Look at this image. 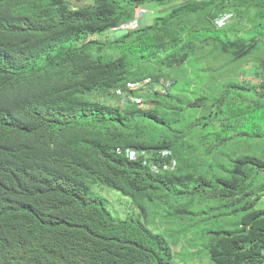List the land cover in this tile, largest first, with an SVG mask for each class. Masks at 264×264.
Wrapping results in <instances>:
<instances>
[{
	"label": "trees",
	"instance_id": "16d2710c",
	"mask_svg": "<svg viewBox=\"0 0 264 264\" xmlns=\"http://www.w3.org/2000/svg\"><path fill=\"white\" fill-rule=\"evenodd\" d=\"M147 4L169 10L92 38ZM263 21L258 0H0V264H171L193 246L185 219L202 213L240 215L237 230L207 236L213 264H264V210H253L264 196ZM194 55L216 76L184 90L178 70ZM237 63L251 80H231ZM145 78L165 90L133 92L144 107L109 102ZM127 148L148 163L167 148L177 169L153 173ZM87 182L129 197L139 214L112 217Z\"/></svg>",
	"mask_w": 264,
	"mask_h": 264
},
{
	"label": "rangeland",
	"instance_id": "374dc122",
	"mask_svg": "<svg viewBox=\"0 0 264 264\" xmlns=\"http://www.w3.org/2000/svg\"><path fill=\"white\" fill-rule=\"evenodd\" d=\"M93 0H72V4L74 7H82L85 4H91ZM176 2L173 1L169 5H173ZM259 4L264 3V0H258ZM154 4H147L146 5V12L140 19L142 26H147L151 24L154 19L157 16L163 15L166 11L160 10V12H157L155 10ZM161 8V7H158ZM169 10V9H168ZM237 18H232L228 20L224 25H232L237 23ZM252 22L254 24H258L259 22L256 21V19H252ZM211 28H214L213 25L209 23ZM207 21L205 22V27H209ZM260 32L264 34V21L262 24H259ZM262 27V28H261ZM252 31V30H251ZM235 34V33H234ZM248 32H239V35L246 36ZM232 35V34H231ZM208 35L203 34L201 31V35H195L191 36V41L196 42L202 38L207 37ZM233 36V35H232ZM108 38H114L112 35H105L101 37V40H105ZM198 38V39H197ZM262 50L261 53L264 52V38ZM212 43V42H209ZM204 45V43L200 44ZM199 45V54L202 51V48H200ZM205 48V47H204ZM209 49V48H207ZM197 55H194L191 58L190 63H186L185 65L181 66L179 68V80H178V86L184 88V90H188V87H186V81L191 79H198L199 75L205 76L208 72L211 73V77H215L216 75L212 71H206L203 69V67H206V64L210 63L208 60H203L201 58L196 59ZM238 63L233 64L229 67L228 71L232 74L231 80H251V76L249 73H247V69L238 70L237 69ZM177 69V68H175ZM163 71L166 72L167 68L163 67ZM170 71V69H169ZM171 72L173 74V69H171ZM243 72V73H242ZM229 76L227 74H224L222 79H227ZM181 78V79H180ZM196 81V80H195ZM197 83H200L199 81H196ZM211 85H213V81L210 82ZM197 87H200L199 84H191V87L189 88L190 91L196 89ZM171 91L173 93H177L178 90L175 86L171 88ZM190 95V93H188ZM89 188V195L93 198L100 199L104 202L105 208L108 210V212L111 214L112 217L116 219H124L127 216H132V211L134 214H139L138 210L133 207L131 203V199L129 197L123 196L120 192L113 190L111 188L101 186L97 183H87ZM253 210H264V196L261 197V199L256 203ZM210 218L211 224H206L205 219ZM240 219V215L237 217H217L213 214H201V215H195L190 216L186 218L185 220L189 223L191 227V236H192V242L193 246L191 248H186L182 253L176 255L175 257H171L170 263L171 264H213L211 260L209 259V256L207 252L204 250V244L207 241V236L211 235V232L216 229L225 228L227 230H237L238 224L236 223ZM150 229H152L151 226H148ZM153 231H156L155 229H152ZM189 238V234L187 235ZM165 238L169 241V237L166 235ZM170 243V241H169ZM184 245H186V241L184 238L180 240V243L176 246H173L174 255L176 252H180L182 249L180 248ZM194 251L195 255L192 256L191 252Z\"/></svg>",
	"mask_w": 264,
	"mask_h": 264
},
{
	"label": "clouds",
	"instance_id": "9594fccd",
	"mask_svg": "<svg viewBox=\"0 0 264 264\" xmlns=\"http://www.w3.org/2000/svg\"><path fill=\"white\" fill-rule=\"evenodd\" d=\"M155 7H157V8L161 7V8L156 10L157 12H160V10H165L166 12L168 11L167 7L159 6L156 4H155ZM146 10H147L146 5L136 7L134 15L131 19L121 23L118 27L110 29L108 32H106L102 36H94L92 38L100 39L101 37H103L105 35H112V36L116 37L120 34H124L128 31L136 30L137 28L142 27L140 19L145 14ZM216 22L218 24H220L218 21H216ZM109 39H113V38H109ZM159 79H160L159 81H152L149 78H145L141 81L140 80H138V81H126L124 86H120L119 88L114 89L113 94L115 95L116 100H113V102L112 101H109V102H111L113 104V107H114V105L117 104L118 101H120L122 103L130 102L133 105H137L139 107H144L145 105H144L142 99L136 95H133L132 93L133 92H136V93L139 92V94H142L143 92H147V89L150 88V87H148L149 84L150 85L152 84L151 85L152 91L157 90V91L163 92L165 90V86L162 85L163 83L158 84L159 82H162V80H161L162 78H159ZM104 101H105V99H104ZM109 102H106V103H109ZM118 152H120V149H118ZM124 155L130 160L138 159L139 157H140L139 159L143 158L142 160L144 162H146L149 165V168L152 170V172L156 173V174L169 173V172L177 169L176 168L177 167L176 160L173 157L171 150H169L167 148L158 150L156 152V154L153 156L156 160L154 162H152L150 160L149 163L146 160L148 153L144 150L138 151L136 149L127 148L125 150ZM87 183H89V182H87ZM97 184H99V183H97ZM101 186H103V185H101ZM88 192H89V188H88ZM91 198H93V197H91ZM93 199H97V198H93ZM97 200H100V199H97ZM100 201H102V200H100ZM103 204H104V202H103Z\"/></svg>",
	"mask_w": 264,
	"mask_h": 264
},
{
	"label": "crops",
	"instance_id": "0c3cea01",
	"mask_svg": "<svg viewBox=\"0 0 264 264\" xmlns=\"http://www.w3.org/2000/svg\"><path fill=\"white\" fill-rule=\"evenodd\" d=\"M157 9H159V8H155V10H157Z\"/></svg>",
	"mask_w": 264,
	"mask_h": 264
}]
</instances>
